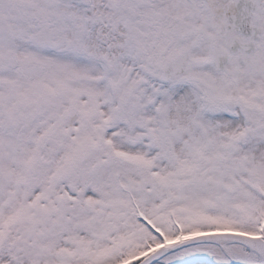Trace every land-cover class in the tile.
I'll return each mask as SVG.
<instances>
[{
  "label": "snow or ice",
  "instance_id": "snow-or-ice-1",
  "mask_svg": "<svg viewBox=\"0 0 264 264\" xmlns=\"http://www.w3.org/2000/svg\"><path fill=\"white\" fill-rule=\"evenodd\" d=\"M0 264H264V0H0Z\"/></svg>",
  "mask_w": 264,
  "mask_h": 264
}]
</instances>
